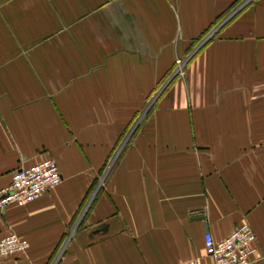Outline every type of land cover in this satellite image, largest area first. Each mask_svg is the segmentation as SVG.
Returning a JSON list of instances; mask_svg holds the SVG:
<instances>
[{"label":"crops","instance_id":"obj_1","mask_svg":"<svg viewBox=\"0 0 264 264\" xmlns=\"http://www.w3.org/2000/svg\"><path fill=\"white\" fill-rule=\"evenodd\" d=\"M50 158L0 264H210L241 224L264 264V0H0V189Z\"/></svg>","mask_w":264,"mask_h":264},{"label":"built area","instance_id":"obj_2","mask_svg":"<svg viewBox=\"0 0 264 264\" xmlns=\"http://www.w3.org/2000/svg\"><path fill=\"white\" fill-rule=\"evenodd\" d=\"M194 52V51H193ZM193 56L176 58L171 77L184 76V64ZM52 158L44 159L36 165L23 167L14 171L10 177V184L0 189V212L5 208L24 207L36 202L46 192L55 189L61 183L59 168ZM254 234L247 224L235 228L228 237L213 240L209 232H205L202 241L204 255L210 264H250L263 259L255 247ZM28 242L22 241L17 235L11 234L0 238V259L13 258L19 254H26ZM177 264H206L202 259L194 258L188 262Z\"/></svg>","mask_w":264,"mask_h":264},{"label":"rangeland","instance_id":"obj_3","mask_svg":"<svg viewBox=\"0 0 264 264\" xmlns=\"http://www.w3.org/2000/svg\"><path fill=\"white\" fill-rule=\"evenodd\" d=\"M192 58V57H191ZM187 63V62H186ZM185 65V64H184ZM176 77V76H175ZM171 78V77H170ZM167 81V83H164L163 85L165 86L164 88H166V86L168 85V80H166ZM164 88H162V89H164ZM161 89V88H160ZM159 89V90H160ZM161 91V90H160ZM159 96V93L158 94H156L155 93V95L149 100V105H148V111H149V108L151 107V105H153V103H155V100L157 99V97ZM148 111H147V113H148ZM108 167V166H107ZM104 181V180H103ZM102 181V182H103Z\"/></svg>","mask_w":264,"mask_h":264},{"label":"trees","instance_id":"obj_4","mask_svg":"<svg viewBox=\"0 0 264 264\" xmlns=\"http://www.w3.org/2000/svg\"><path fill=\"white\" fill-rule=\"evenodd\" d=\"M203 38H204V37H203ZM200 40H201V38H200ZM200 40H199V41H200ZM164 82H166V81H164ZM150 111H151V107L149 108V111H148V113H147V114H149V112H150Z\"/></svg>","mask_w":264,"mask_h":264}]
</instances>
